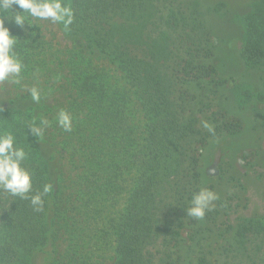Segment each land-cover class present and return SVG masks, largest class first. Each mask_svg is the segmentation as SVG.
Wrapping results in <instances>:
<instances>
[{"label": "trees", "instance_id": "16d2710c", "mask_svg": "<svg viewBox=\"0 0 264 264\" xmlns=\"http://www.w3.org/2000/svg\"><path fill=\"white\" fill-rule=\"evenodd\" d=\"M69 2L76 17L70 31L61 25L62 29L92 56L115 65L125 86L71 53L66 68L72 76L67 81L72 100L65 109L73 117V130L65 132L61 153L80 157L83 164L87 231L72 230L65 254L48 264H106L98 254L103 240L113 243L114 264H264V221H245L217 252H210L218 209L202 221L186 215L192 195L207 187L203 160L211 143L244 130L241 120L222 111L212 114L214 134L190 117L199 98L197 89L224 83L214 62L211 18L222 15L225 6L205 5L202 0ZM259 2L244 16L243 57L248 66L264 69V0ZM5 15L0 13V18ZM4 24L17 37L15 50L25 63L24 76L33 79L39 70L46 84L56 79V67L64 62L54 57L62 50L48 42L38 26L21 28L8 20ZM133 102L146 120L143 140L136 136ZM35 112L32 107L0 104V126L7 121L18 143L31 148L26 167L35 172L34 190L50 182L54 191L41 212L27 200L0 192V264H32L35 255L55 241L49 215L53 208L60 210L58 204L66 197L43 139L28 130L34 119L39 125ZM133 168L125 209L105 221L101 204L116 198ZM92 220L103 222V235L92 234Z\"/></svg>", "mask_w": 264, "mask_h": 264}, {"label": "rangeland", "instance_id": "374dc122", "mask_svg": "<svg viewBox=\"0 0 264 264\" xmlns=\"http://www.w3.org/2000/svg\"><path fill=\"white\" fill-rule=\"evenodd\" d=\"M205 5H224L222 15L211 18L215 30L216 58L214 60L220 71L219 81L222 85L204 86L198 88V100L193 106L190 117L196 119L201 128L203 122L212 124V114L222 111L228 116L241 120L244 130L235 136L216 139L206 151L203 163L206 173V186H213L219 199L215 202L219 216L213 226V236L207 251L217 252L222 245L231 239L237 227L247 220L264 221V69L252 68L243 57L246 46L245 13L254 9L259 0H202ZM40 30L46 40L56 49L62 50L54 58L61 59L63 66H58L59 79H50L39 75L38 85L42 89L40 103L31 100L27 91L8 82L0 83V104H16L24 108H35L36 115L46 117L51 123L44 130L43 141L46 154L52 159L53 174L65 191L66 197L58 204L60 210L52 209L49 215L52 228L55 229V241L39 254H36L32 264H48L53 259H59L65 254L71 244L70 234L86 232L83 212L86 206L85 190L88 181L80 177L83 171L80 157H64L61 153L65 133L55 123L59 109L67 108L71 88L67 81L72 79L66 68L77 55L78 61L93 62L103 70L113 83L125 86L123 73L108 60L100 56H92L75 38L68 36L60 24L50 21H39ZM75 59V60H76ZM48 79V81H49ZM22 83L28 87L37 83L35 78L24 76ZM76 93V92H75ZM135 112L134 125L137 127V137H145L146 120L139 111V106L132 103ZM55 123L56 125H53ZM64 132V133H63ZM79 163H76V161ZM75 162V163H74ZM136 168H133L122 183V188L116 198L101 204L102 217L105 221L116 218L126 207ZM81 179V180H80ZM83 182V183H82ZM91 227L95 233L104 228L103 222L92 220ZM99 235L103 233L99 232ZM99 256L102 255L106 264H114L113 243L103 240ZM112 244V245H111ZM214 263L212 256H210Z\"/></svg>", "mask_w": 264, "mask_h": 264}, {"label": "clouds", "instance_id": "9594fccd", "mask_svg": "<svg viewBox=\"0 0 264 264\" xmlns=\"http://www.w3.org/2000/svg\"><path fill=\"white\" fill-rule=\"evenodd\" d=\"M14 5L22 11H16ZM0 13H6L0 18V83H11L21 92L27 91L33 102L40 103L42 89L38 85L39 70L33 72V77L37 80L36 84L28 87L22 83L26 66L15 50L17 37L10 34L4 20L14 22L21 28L25 25L28 28L33 26L40 28L37 22L50 21L62 25L65 31H70L76 12L69 0H0ZM50 123L46 117H41L39 125L34 119L27 127L31 134L43 139L44 130L50 126ZM55 123L64 132L70 133L73 130V117L67 109H59ZM203 126L209 132L215 133V129L207 121L203 122ZM31 151L27 145L22 146L18 143L17 136L8 126L7 121L0 126V192L11 198L27 200L34 211L41 212L44 209L45 198L54 191V185L45 182L39 190H34L35 172L26 167ZM218 199L219 196L214 190L201 187L192 195L191 206L187 209L186 215L202 221L206 214L215 208Z\"/></svg>", "mask_w": 264, "mask_h": 264}]
</instances>
